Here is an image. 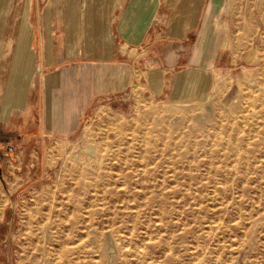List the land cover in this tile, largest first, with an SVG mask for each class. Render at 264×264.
Returning a JSON list of instances; mask_svg holds the SVG:
<instances>
[{"label":"rangeland","instance_id":"rangeland-1","mask_svg":"<svg viewBox=\"0 0 264 264\" xmlns=\"http://www.w3.org/2000/svg\"><path fill=\"white\" fill-rule=\"evenodd\" d=\"M222 5L225 51L247 63L206 103L137 87L71 133L36 112L0 121V264H264V0Z\"/></svg>","mask_w":264,"mask_h":264},{"label":"crops","instance_id":"crops-1","mask_svg":"<svg viewBox=\"0 0 264 264\" xmlns=\"http://www.w3.org/2000/svg\"><path fill=\"white\" fill-rule=\"evenodd\" d=\"M12 1L0 0V28ZM224 1L20 2L17 33L0 36V121L36 112L44 124L71 133L93 100L137 87L166 104L206 103L226 70L247 63L246 52L225 51L221 28L232 23L219 17ZM19 38L25 71L18 101H7Z\"/></svg>","mask_w":264,"mask_h":264},{"label":"bare ground","instance_id":"bare-ground-1","mask_svg":"<svg viewBox=\"0 0 264 264\" xmlns=\"http://www.w3.org/2000/svg\"><path fill=\"white\" fill-rule=\"evenodd\" d=\"M21 35H23L24 37H27L26 34L24 33V31L21 32ZM21 38H22V36H21ZM20 41H22V40L19 38V46L17 48L16 53L14 52L15 53L14 69H16V71H14L15 76L12 77V80L9 83L7 101H9V100L10 101H18V99H19V96L17 93V90H19V89L17 87L20 84V73H21L20 68L22 69V66L20 67V65L24 64V62L26 61V57H25L26 53L22 52V47H21V44L23 45V42L20 43ZM22 71H25V70L22 69Z\"/></svg>","mask_w":264,"mask_h":264}]
</instances>
